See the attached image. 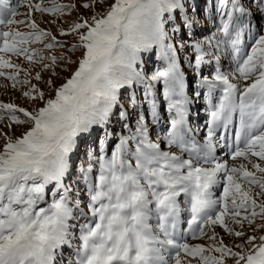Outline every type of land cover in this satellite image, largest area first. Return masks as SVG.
Returning <instances> with one entry per match:
<instances>
[{
  "label": "snow or ice",
  "instance_id": "snow-or-ice-1",
  "mask_svg": "<svg viewBox=\"0 0 264 264\" xmlns=\"http://www.w3.org/2000/svg\"><path fill=\"white\" fill-rule=\"evenodd\" d=\"M0 78V264H264V0H0Z\"/></svg>",
  "mask_w": 264,
  "mask_h": 264
},
{
  "label": "rangeland",
  "instance_id": "rangeland-1",
  "mask_svg": "<svg viewBox=\"0 0 264 264\" xmlns=\"http://www.w3.org/2000/svg\"><path fill=\"white\" fill-rule=\"evenodd\" d=\"M19 11L20 12H24L25 9L21 7V8H19ZM41 27L47 28L49 26L46 25V24H42ZM66 39H70V38H66ZM146 67L150 70L152 68V64L149 63V64H147ZM4 83H7V81H5L2 78H0V84H4ZM13 97H17L16 100H15L16 103H22V101L18 98V93H15L14 91H12L10 89L5 91V89L0 88V100H3L5 102H9ZM136 118L137 117L135 115L132 116V123L133 124L135 123ZM202 242L203 241H201V243Z\"/></svg>",
  "mask_w": 264,
  "mask_h": 264
}]
</instances>
